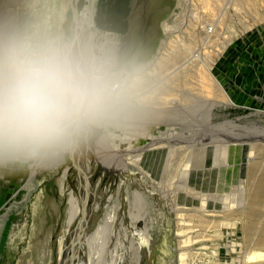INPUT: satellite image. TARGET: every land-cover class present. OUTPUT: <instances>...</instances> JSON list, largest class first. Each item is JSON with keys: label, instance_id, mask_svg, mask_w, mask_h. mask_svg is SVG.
I'll return each instance as SVG.
<instances>
[{"label": "rangeland", "instance_id": "1", "mask_svg": "<svg viewBox=\"0 0 264 264\" xmlns=\"http://www.w3.org/2000/svg\"><path fill=\"white\" fill-rule=\"evenodd\" d=\"M65 2L0 0V24L39 19L53 30L73 37L72 7L67 4L69 7L64 10ZM177 2L98 0L93 45L102 46L119 61L136 69L146 66L158 56L162 40L165 39L163 24L174 13ZM73 4L76 13H80L82 0H73ZM248 4L249 26L243 34L238 33L236 26L226 56L219 59L214 69L223 90L232 100L231 107H211L198 97L197 87L194 84L189 87V84L188 87L179 88L178 95L181 94L179 100L182 103L178 113L157 116L149 112L143 119L138 110L120 128L100 131L82 144L75 154V165L69 160L56 169L40 171L34 175L19 172L0 177V264H79L86 259L83 250L86 239L104 222L108 214H113L117 199L125 194L128 177L143 175L140 171L142 167L155 182L161 180L163 163L160 162L155 168L149 169L141 161L138 165H130L133 167L127 168V174L114 176L102 174L100 167L93 171L90 150L94 147L107 150L106 141L110 145H119L122 150L129 147L127 157L136 159V155L146 154L147 148L153 149L149 146L155 141L172 140L170 142L178 150L174 151L176 154L168 169L169 178L181 160L190 158L197 170L188 187L180 188V195L193 197L197 189L198 194L194 196L197 199L203 198V191H206L208 196L217 197L231 206L230 210H236L233 215L216 216L197 222L199 227L208 230L207 234L214 233L217 238H224L225 241L215 240L212 243L225 245V250H219L218 256L222 257L227 250L230 253L232 246H241L244 252L253 247L264 249V243L256 244L264 230V149H260L264 147V0H250ZM256 11L259 14L255 15ZM80 41L85 42V39ZM144 68L145 72L149 71V67ZM159 69V66L156 67L157 72ZM159 77L160 74H157L153 80ZM171 128L174 131H170ZM251 146L255 147L253 151ZM220 148L223 149L221 156ZM98 155L100 164L102 161L105 164L102 167L120 168L117 163H111L103 152L98 151ZM246 168H252L250 171L263 175L257 184L260 193L255 197L248 194V189L253 185L250 184L252 181L246 182ZM79 170L91 173L88 181L91 193L86 194V199L84 189L87 181ZM130 189L135 190V185L130 186ZM70 196L75 197L80 211L84 200L85 210H90L87 222L80 224L83 230L77 229L78 220L83 214L72 221L71 227L66 226ZM122 217L125 218L123 226L126 227L129 222L123 211L119 212L118 221ZM174 224V218H169L151 228L155 249L144 264H175L174 250L177 246ZM119 225L115 226V230H118ZM62 236L59 245L58 239ZM41 254L46 255L41 257ZM219 259L216 258L217 261ZM220 261L226 263L229 258Z\"/></svg>", "mask_w": 264, "mask_h": 264}, {"label": "bare ground", "instance_id": "2", "mask_svg": "<svg viewBox=\"0 0 264 264\" xmlns=\"http://www.w3.org/2000/svg\"><path fill=\"white\" fill-rule=\"evenodd\" d=\"M97 1L82 0L83 6L80 13H76L73 0H66L64 5V10H67V7L70 6L75 12L76 38L79 40L85 39V42L89 44H93L96 35L94 16ZM249 1L178 0L174 13L163 24L165 39L162 40L158 56L146 66L137 67L142 79L144 94L147 97V102L139 109L142 113L141 118H145V115L149 112L157 116L178 113V108L182 103V100H179L181 96V94L178 95L179 88L186 87V85L188 87L189 84V87H191V84L197 87L196 90L200 95L198 97H201V101L210 104L211 107H216L214 105H219L224 109L231 107L232 100H229L223 90L214 69L219 59L226 56L230 41L234 37L232 31L237 28L236 26H238L237 30L240 34H243L249 26L247 19ZM258 12L256 11L255 15L259 14ZM250 27H252V24ZM158 66L160 67L159 72L156 70ZM144 67H149V71L145 72ZM157 74H160L161 78L159 77L154 81L153 79ZM195 98H197V95ZM190 99L192 100V98ZM195 108L197 109V107ZM170 131H174V129L171 128ZM170 141L172 140L160 139L155 141L149 146L153 149L147 148L148 152L144 155H136V159L131 156L127 157L130 153L127 146L122 150L119 145H110L106 141L107 150L102 151L99 147L93 149L90 147L93 171H97L100 167L102 174L114 176L127 174V168L130 165H138L141 161L149 169L155 168L156 164L160 162L163 163L162 178L155 182L151 175L146 172L147 170H143L142 167H140V171L143 175L140 174L141 176L135 178L128 177V181L125 183V194L117 199L115 209L112 211L113 214H108L104 222L86 239V245L84 244L85 247L83 248L86 259L79 264H144L145 259L151 257L155 249V242L150 233L151 228L155 224L162 223L164 219L165 221L169 220V218L175 220L174 239L177 246L174 250L176 255L175 264H264V249H257L258 247H253L244 252L241 246H232L230 247V253L227 250L222 257L218 256V251L225 250V245H214L212 243L215 240L225 241L224 238H217L214 233L207 234L208 230L199 227L197 222L216 216L233 215L236 210H230L231 206L220 201L217 197L208 196L206 191L203 190L199 193V196H201L203 191V198L196 199L194 197L198 194L197 189L194 191L195 195L193 197L180 195V188L188 187V183L197 170L190 158L181 160L169 178L170 171L168 169L174 160L176 154V152L174 154V151L178 150V147L172 145ZM251 149L253 151L255 147L251 146ZM260 149L263 150L264 147ZM222 150L220 156L223 154ZM226 150L228 151L227 148ZM98 151L103 152L111 163H117L120 168L114 169V166L113 168L102 167L101 165L104 163L102 161L100 164ZM183 165L184 169L181 170ZM80 168L82 169V165ZM250 169L246 168L245 179L247 183L252 181L250 184L253 187L248 189V194L255 197L260 193L257 184L263 175L254 170L250 171ZM83 174L84 180L87 181L85 183L89 191L87 195H89L91 186L88 181L91 173L83 172ZM246 182H244V185ZM132 185H135V190L130 189ZM69 204L66 212V226L71 227L72 221L78 219L82 214L85 215L83 222L86 221L90 210L89 212L87 210L80 211L77 200L73 196H70ZM121 211L128 218L129 224L126 223L128 225L126 227L123 226L125 218L122 217L120 221L117 218ZM194 220L196 221L194 222ZM151 221L152 224H149ZM83 222H79L77 229L81 228L80 224ZM118 223L120 224L118 230H115ZM69 227L66 229L67 231ZM121 227H123V230ZM81 230L83 229L81 228ZM62 238L63 236L58 239L59 245H61ZM258 243H264V230L260 233L256 244ZM75 246L74 250L77 248ZM41 255V257H45L46 254ZM217 257L220 259L229 258V261L223 263L220 259L217 261Z\"/></svg>", "mask_w": 264, "mask_h": 264}, {"label": "clouds", "instance_id": "3", "mask_svg": "<svg viewBox=\"0 0 264 264\" xmlns=\"http://www.w3.org/2000/svg\"><path fill=\"white\" fill-rule=\"evenodd\" d=\"M147 102L139 70L39 19L0 24V177L53 170Z\"/></svg>", "mask_w": 264, "mask_h": 264}, {"label": "water", "instance_id": "4", "mask_svg": "<svg viewBox=\"0 0 264 264\" xmlns=\"http://www.w3.org/2000/svg\"><path fill=\"white\" fill-rule=\"evenodd\" d=\"M71 13H72V19H73V27H74V29H73V37H75V25H74V23H75V12L73 11V9H71ZM72 163H73V165H75L74 164V159H72ZM81 173H82V171L81 170H79ZM82 176H83V178H84V174L82 173ZM87 192H88V187H87V184L85 185V189H84V198L86 199L87 197H86V194H87ZM86 200H84V202L82 203V211H84L85 210V207H86ZM85 219V215L83 214L82 215V217H81V220H79V222L81 221V222H83V220ZM78 222V223H79Z\"/></svg>", "mask_w": 264, "mask_h": 264}]
</instances>
